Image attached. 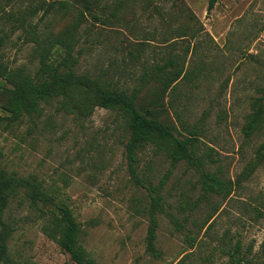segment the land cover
<instances>
[{
    "label": "rangeland",
    "instance_id": "374dc122",
    "mask_svg": "<svg viewBox=\"0 0 264 264\" xmlns=\"http://www.w3.org/2000/svg\"><path fill=\"white\" fill-rule=\"evenodd\" d=\"M36 4L18 0L7 11L19 15ZM208 4L107 0L95 10L100 20L88 15L80 26L75 68L98 86L132 91L144 84L146 72L151 80L169 61L168 70L183 67L185 76L165 93L163 115L186 135L183 126L203 128L198 152L212 154L215 161L206 168H220L221 177L232 183L230 194L207 193L199 172L186 161L174 165L169 143L159 140L139 153L143 185L138 184L125 159L123 113L99 106L89 91L52 98L39 113L13 124L5 118L0 94L1 164L30 183L10 199L4 215L10 230L3 237L14 263L76 264L59 245V232H53V215L65 205L80 223L81 243L96 264H232L228 251H235L238 240L246 264H262L264 112L257 130L250 125L258 103L264 109V0H218L211 10ZM73 18L55 23L56 29ZM12 30L0 18V35L7 34L0 58L34 74L39 66L34 36ZM5 84L0 78V91ZM157 84L144 86L139 102ZM163 178L158 193L165 212H154L161 255L154 257L147 249L146 187ZM31 186L45 201L32 202Z\"/></svg>",
    "mask_w": 264,
    "mask_h": 264
},
{
    "label": "trees",
    "instance_id": "16d2710c",
    "mask_svg": "<svg viewBox=\"0 0 264 264\" xmlns=\"http://www.w3.org/2000/svg\"><path fill=\"white\" fill-rule=\"evenodd\" d=\"M18 0H0V18L11 23L13 30L23 28L34 36L36 46L34 50L38 56L39 66L34 74L26 73L21 68H11L0 58V78L7 84L2 87L0 94L3 95V108L7 112L5 118L9 123H18L24 116L37 114L42 109V104L52 98H73L77 90L93 93L99 106L107 109L120 110L125 117L128 138L125 144V159L131 176L140 185H143L137 167L140 161L139 153L145 146L154 140L169 143V151L172 163L175 165L180 161H186L199 172L202 188L207 193L223 195L227 197L231 191L232 183L225 181L218 171H210L206 168L215 160L210 152H198L197 142L201 136L202 129L195 126H183L187 135L179 132L177 126L171 123L163 112L165 110V93L185 76L183 67L168 70L172 61L160 66L152 75L151 80L147 72L143 76V85L129 91L125 88L98 86L94 81L87 79L76 71L78 57L74 55L75 48L79 42V29L82 23L91 15L100 20L96 8H100L107 0H28V2H39L29 5L24 11L18 10L17 15L13 10L7 11ZM218 0H209L208 9L214 8ZM38 22H44L45 27H39L38 22L33 23L31 18L41 13ZM74 15L71 22L62 28L56 29L59 21H66ZM39 28H42L40 31ZM12 30V31H13ZM41 32V33H39ZM4 33L0 35V45L4 43ZM151 81L154 85L149 89V97L139 102L141 89ZM251 129H258L263 119V105L258 103ZM181 121V119H180ZM264 146V145H263ZM260 151L264 154L263 149ZM3 157L0 149V226L4 233L0 234V264H16L10 257L9 247L3 234L7 237L10 230L5 219V213L9 208L10 199L15 196L22 187H30L25 179L15 176L1 164ZM219 167V166H218ZM164 178L158 185H150L147 188L150 196V226L147 237V249L154 257H159L161 252L156 249L155 238L158 221L155 211L165 212L162 196L158 190L163 186ZM42 191L31 186V199L33 203L43 201ZM45 201V200H44ZM59 214L52 218L53 232H59L58 243L61 248L69 254L70 260L76 264H96L81 243L82 228L73 216L71 209L65 205H58ZM258 215H263L258 212ZM212 217L208 219L210 221ZM212 223L209 224V226ZM47 228V226H46ZM189 245L194 246L192 236ZM232 264H246L244 254L241 251V241L236 242L235 251L229 252ZM264 255V247H262ZM69 264V263H64ZM264 264V258L262 261Z\"/></svg>",
    "mask_w": 264,
    "mask_h": 264
}]
</instances>
